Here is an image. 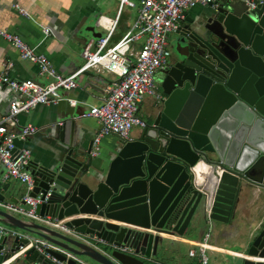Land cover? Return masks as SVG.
Wrapping results in <instances>:
<instances>
[{"label": "water", "instance_id": "obj_1", "mask_svg": "<svg viewBox=\"0 0 264 264\" xmlns=\"http://www.w3.org/2000/svg\"><path fill=\"white\" fill-rule=\"evenodd\" d=\"M85 30L83 48L104 36ZM173 34L169 62L156 79L162 98L135 138L115 136L104 159L93 160V139L76 125L83 110L70 108L69 99L54 104L63 121L50 127L57 136L52 153L31 157V196L49 193L36 213L68 219L81 239L1 210L0 224L41 237L83 264L158 263L172 238L230 225L247 201L260 218L244 242L245 256L232 263L264 264V5L248 10L244 2L219 0L184 18ZM80 77L87 78L83 88L96 91L90 79L100 77ZM17 243L0 237V249ZM18 263L49 264L33 250Z\"/></svg>", "mask_w": 264, "mask_h": 264}, {"label": "built area", "instance_id": "obj_2", "mask_svg": "<svg viewBox=\"0 0 264 264\" xmlns=\"http://www.w3.org/2000/svg\"><path fill=\"white\" fill-rule=\"evenodd\" d=\"M117 17L110 21L101 19L98 22L106 28V34L97 40L93 47L82 52L83 62L71 75L63 76L55 71L47 57L22 41L18 34L0 28V38L11 45L20 59L28 61L38 69L39 76L46 79L43 84L32 80L17 81L0 71V85L7 87L16 98L11 101L6 115L0 119V166L4 168L3 182L16 181L25 187V194L16 203L0 200V210L21 220L35 223L67 237L81 239L65 223L68 219L57 218L36 213L38 205L46 201L49 193L42 200L41 194L31 196L33 178L29 173L31 150L27 147H16L15 141H25L26 137L38 131L33 125L19 126L18 118L38 106L55 104L61 100V91H72L78 87V77L86 71L108 73L113 76L110 92L101 106H90L78 116V119L94 118L100 125L99 132L92 142L91 157L100 155V143L104 137L118 136L131 140L129 134L134 127H145V121L137 116L139 104L146 97L155 100L162 98L155 82L156 74L164 69L170 59L168 36L177 30L184 19V12L197 6H207L219 0H116ZM244 2L248 10L264 5V0H233ZM137 8V16L126 33L116 42L112 37L118 18L124 8ZM20 15L29 18L27 12L15 7ZM45 37L51 34L49 28L43 29ZM143 39L138 53L129 52V46ZM5 67V65H3ZM0 237L17 239L12 251L6 247L0 249V264H16L33 250L49 264H62L51 252H56L72 259L82 261L64 249L41 237L21 231L10 226L0 225ZM211 235L206 233L195 249L188 251V256L196 259L198 264H209L208 252L213 250L210 244ZM26 240V244H20Z\"/></svg>", "mask_w": 264, "mask_h": 264}, {"label": "crops", "instance_id": "obj_3", "mask_svg": "<svg viewBox=\"0 0 264 264\" xmlns=\"http://www.w3.org/2000/svg\"><path fill=\"white\" fill-rule=\"evenodd\" d=\"M16 6L27 12L29 18L20 15ZM117 9L116 0H0V28L18 34L23 42L44 54L56 72L63 76H69L81 66L84 49H90L94 45L92 41H89L83 48L84 38L90 36V33L85 29L94 27L98 33L105 35L106 28L98 21L102 18L110 21L115 20ZM200 11L201 6H197L186 11L184 18H193ZM136 16L137 8L126 7L122 10L112 42H116L126 33L134 23ZM44 28H49L51 31L47 37L43 34ZM170 37L174 39V34H169L168 46H170ZM142 45L143 39L130 44L129 52L138 53ZM0 71L17 81L32 80L38 84L46 82V79L39 76L35 65L20 59L17 51L1 38ZM89 72L95 78H101V80L90 79L96 91L83 88L87 80L86 77L78 78L76 89L61 91V99H69L70 108L78 107L79 112L87 110L90 106H101L110 92L114 79L108 73ZM157 76L158 73L155 76L158 88ZM15 98L16 96L7 87L0 85V119L7 114L9 105ZM154 102L155 98L146 97L139 104L137 116L147 122ZM58 121H63V118L57 116L54 104L37 107L29 113L19 116V126L30 124L39 130L29 142L25 141L24 143V146L31 150L33 160L50 155L54 150L57 136L52 134L50 127L52 123ZM76 125L88 140H92L100 130V125L94 118L77 120ZM140 129L134 127L129 134L130 139H134ZM117 142L118 139L114 135L104 137L100 143V155L97 158L92 157L93 160L98 162L100 158L107 157L108 152ZM3 173L4 168L0 166V194L5 201L16 203L24 196L25 187L13 180L3 182ZM257 208L255 203L242 202L230 225L217 224L212 233L203 231L198 235L172 238V243L158 255L163 256L166 260H159L158 263L170 264L168 261H171L172 264H192L194 259L188 256V251L195 249V245L202 241L206 233H209L211 235L210 244L214 248L208 252L209 264H233L235 255L245 256L244 242L247 241L260 218L256 212Z\"/></svg>", "mask_w": 264, "mask_h": 264}, {"label": "rangeland", "instance_id": "obj_4", "mask_svg": "<svg viewBox=\"0 0 264 264\" xmlns=\"http://www.w3.org/2000/svg\"><path fill=\"white\" fill-rule=\"evenodd\" d=\"M173 39L170 37L169 38V42L170 43H172L173 41H172ZM101 248V247H100ZM182 254H183V252H181ZM157 260H160V261H165L166 260V258H164L163 256H158L157 257ZM147 264H158V263H156V262H154L153 260H151V261H145ZM229 262H231L230 260H229ZM89 264H94V263H92V262H88ZM168 263H170V264H172L171 263V261L169 262L168 261Z\"/></svg>", "mask_w": 264, "mask_h": 264}, {"label": "trees", "instance_id": "obj_5", "mask_svg": "<svg viewBox=\"0 0 264 264\" xmlns=\"http://www.w3.org/2000/svg\"><path fill=\"white\" fill-rule=\"evenodd\" d=\"M192 264H198L196 259L193 260Z\"/></svg>", "mask_w": 264, "mask_h": 264}, {"label": "flooded vegetation", "instance_id": "obj_6", "mask_svg": "<svg viewBox=\"0 0 264 264\" xmlns=\"http://www.w3.org/2000/svg\"><path fill=\"white\" fill-rule=\"evenodd\" d=\"M170 47V46H169ZM173 49H175V46H174V44L172 45V51H173ZM170 53H171V49H170Z\"/></svg>", "mask_w": 264, "mask_h": 264}]
</instances>
